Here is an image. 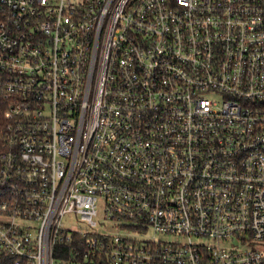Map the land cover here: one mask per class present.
Instances as JSON below:
<instances>
[{
    "label": "built area",
    "instance_id": "built-area-1",
    "mask_svg": "<svg viewBox=\"0 0 264 264\" xmlns=\"http://www.w3.org/2000/svg\"><path fill=\"white\" fill-rule=\"evenodd\" d=\"M0 99V264H264V0H0Z\"/></svg>",
    "mask_w": 264,
    "mask_h": 264
},
{
    "label": "rangeland",
    "instance_id": "rangeland-1",
    "mask_svg": "<svg viewBox=\"0 0 264 264\" xmlns=\"http://www.w3.org/2000/svg\"><path fill=\"white\" fill-rule=\"evenodd\" d=\"M72 224L77 225V226H84V224H82V222H80L79 220L72 222ZM254 246L258 249H263L264 250V241L255 243Z\"/></svg>",
    "mask_w": 264,
    "mask_h": 264
},
{
    "label": "trees",
    "instance_id": "trees-1",
    "mask_svg": "<svg viewBox=\"0 0 264 264\" xmlns=\"http://www.w3.org/2000/svg\"><path fill=\"white\" fill-rule=\"evenodd\" d=\"M5 110V102L0 99V127L4 124L3 112Z\"/></svg>",
    "mask_w": 264,
    "mask_h": 264
}]
</instances>
